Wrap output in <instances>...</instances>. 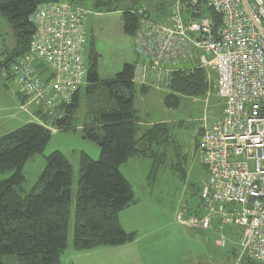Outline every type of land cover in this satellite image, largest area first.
Masks as SVG:
<instances>
[{"label":"trees","instance_id":"obj_1","mask_svg":"<svg viewBox=\"0 0 264 264\" xmlns=\"http://www.w3.org/2000/svg\"><path fill=\"white\" fill-rule=\"evenodd\" d=\"M57 1L85 7L84 0H0V18L9 26L14 40L12 51L1 53L0 76L5 74L9 78L11 66L28 54L34 34L29 18L36 8ZM134 1L133 6L121 10L107 0H95L91 5L105 12L120 11L123 33L130 38L135 35L140 18L160 23L161 15L164 17L174 5V0H151V7L142 10L136 7L137 0ZM182 1L190 6L183 9L185 19H209L214 30L221 26V16L207 8L203 1L195 6L188 4L190 0ZM194 11L199 14L195 15ZM152 12H156L157 17L151 18ZM133 76L134 65L125 64L114 78L100 79L97 54L90 49L85 83L68 104L62 105L61 119L54 120L33 110L32 114L42 124L28 123L0 136V176L11 174L0 180V264L8 256L14 257L17 264H62L73 195L71 163L60 152H52L45 158L37 182L29 190L23 189L22 167L31 156L43 153L51 136L49 127L58 131L79 128L84 139L99 147L97 160L84 152L79 154L72 237L75 252L115 248L134 242L135 233L124 231L118 218L121 211L136 203L131 186L120 172V167L129 159L150 161L148 179L168 164L170 170H178L184 179L185 171L170 141L171 127L165 123L151 126L139 123L134 107L137 90ZM207 77L199 68L172 71L165 82L167 93L163 106L175 109L180 106L181 98L204 97L209 90ZM82 92L84 118L79 123L76 113L82 103ZM19 96L21 102H25L23 94L19 92ZM170 147L176 157L175 163H168L172 153ZM200 189L201 186L194 187L196 192ZM236 252L234 247L228 246L221 256L232 259Z\"/></svg>","mask_w":264,"mask_h":264},{"label":"built area","instance_id":"obj_2","mask_svg":"<svg viewBox=\"0 0 264 264\" xmlns=\"http://www.w3.org/2000/svg\"><path fill=\"white\" fill-rule=\"evenodd\" d=\"M200 1L221 16L218 29L206 18L185 19L178 5L165 24L139 19L133 52L159 73H171L196 54L194 68L208 78L213 69L222 113L203 128L195 147L207 176L199 192L200 210L184 211L177 221L201 231L212 230L214 221L235 226L234 240L225 234L218 238L222 250H237L229 264H264V0L188 4ZM89 15L86 8L57 1L39 5L30 16L29 52L9 72L25 107L61 119L60 108L85 83Z\"/></svg>","mask_w":264,"mask_h":264},{"label":"rangeland","instance_id":"obj_3","mask_svg":"<svg viewBox=\"0 0 264 264\" xmlns=\"http://www.w3.org/2000/svg\"><path fill=\"white\" fill-rule=\"evenodd\" d=\"M92 1L95 0L83 1L84 8L90 11L86 20V58H89V51L93 49L97 54L99 78L111 79L121 71L125 64L135 63L137 57L133 52L132 38L123 33L121 12H105L103 9H95L91 5ZM107 1H111V6H115L119 10L126 6L129 7V5L133 6L131 4L133 0ZM148 1L145 4L146 8L150 3V0ZM176 5L183 6L185 10L186 7H190L182 0H177ZM155 14L156 12L150 13V17ZM0 20L1 60L3 51L9 52L14 48V40L7 23L1 18ZM197 57L196 55V62L198 61ZM194 62L179 64L175 69H192ZM207 73L209 75V78L207 77L209 90L204 97L181 98L178 108L166 109L161 107L157 97L159 93L161 97L164 96L165 89L161 92L152 91L148 101L143 105V117L147 122L161 120L170 123L169 127L172 130L170 141L173 148H176L175 154L185 171L184 179H181L178 170H170L169 164L168 167L159 169L155 177L147 179L150 161L141 158L129 159L120 167V172L133 188L135 198L140 200L138 208L131 205L127 214L122 216V224L126 229L135 228L134 230L137 231L138 247L146 264H229L232 261L226 255L221 256L226 248L222 250L218 247V238L220 234L226 236L228 234L234 240L239 232L237 227L220 225L214 221L212 230L203 232L189 229L177 221V216L184 211L191 215L200 210L199 191L196 192L194 187L202 186L207 176L196 153L195 145L203 128L218 120L222 113V104L216 97L214 71L209 68ZM13 82V79L0 76V136L13 132L25 124L35 123L33 120H36L32 117L31 107H25L26 100L19 105V90ZM81 99L82 103L76 113L79 123L84 118L83 92ZM136 103L139 104L137 99ZM49 129L51 136L43 153L31 156L22 167L25 178L23 189L29 190L37 182L43 172L45 158L52 152H60L71 163L74 174L73 195L67 248L61 255V263L64 264V260L73 250L74 198L77 190L79 154L84 152L91 159L97 160L100 152L95 143L83 138L79 128L76 131H58L51 127ZM173 148H169L172 153L170 154L171 158H168V163L176 162ZM10 175H2L0 180L8 178ZM2 263L17 264L12 256L3 258Z\"/></svg>","mask_w":264,"mask_h":264},{"label":"crops","instance_id":"obj_4","mask_svg":"<svg viewBox=\"0 0 264 264\" xmlns=\"http://www.w3.org/2000/svg\"><path fill=\"white\" fill-rule=\"evenodd\" d=\"M133 2H135V1L133 0ZM146 2H149V1L148 0H146V1L145 0H137L136 7H140V8H142V10L147 9L145 6ZM174 2H175V0H174ZM176 3H177V1L174 3V5L172 7H170V9H168V13H166V15L164 17H162L163 15H161L159 20H162V21L160 23L165 24L168 22V18L171 16V13L174 11L175 7L178 6V5L175 6ZM131 4H132V2H131ZM134 5H135V3H134ZM153 16H155V15H153ZM155 17H157V16H155ZM86 55H87V51H86ZM195 56L191 60V61H195L194 67L197 66ZM87 61H88V58H87ZM191 61H189V62H191ZM133 65H134L133 83L136 85V90H137V96L135 97L134 107H135V110L137 112L136 114L139 117L140 125L151 126V125L157 124V123H165V124L169 125L170 123L163 122L161 120H155V121L151 120V121L147 122L145 120V118L143 117L144 114L142 112V111H144L143 105L145 102L148 101L147 99L150 97L152 91L161 92L162 90H165V82L167 81L169 73H166V74L165 73H159L157 70L152 69L153 67L148 61L140 59V58H137V61L135 63H133ZM168 70H170V69H168ZM175 70H177V69H175V67L172 68V71H175ZM189 70H191V69H189ZM143 90H144V92H143ZM165 91L167 93V90H165ZM157 97L159 98V104L161 105V107H164L163 106L164 96L161 97V95L159 93V95L157 94ZM136 99L138 100L139 104L136 103ZM160 100H161V102H160ZM18 101H19V105H21V98H20L19 94H18ZM32 117L36 119V120H33V122L38 123V124H42L41 121L38 120L34 115H32ZM195 147H196V145H195ZM141 159H143V158H141ZM146 160H148V159H146ZM149 173H150V170H149ZM149 173L147 175V179L149 177ZM124 178H125V176H124ZM127 182L129 183L128 180H127ZM129 185L131 186L130 183H129ZM147 186H148V183H147ZM131 188H132V186H131ZM132 190H133V188H132ZM133 194H134V191H133ZM134 199L136 200V203L133 204V206L138 208V206L140 204V200L136 199L135 195H134ZM131 207L129 206L128 208L121 211L118 215V218H119L120 225L124 231H126L128 233H135L136 238H135L134 242H132L131 244H126V245L120 246V247L97 248V249H93V250L86 251V252H75L74 250H71L69 255L67 256V258L64 260V264H146V262L143 259V255L140 252V248L138 247L139 239L137 238V235H136L137 231L134 230L135 228L134 229H126L122 224V220H121L122 216H125L127 214V211H129L131 209Z\"/></svg>","mask_w":264,"mask_h":264},{"label":"water","instance_id":"obj_5","mask_svg":"<svg viewBox=\"0 0 264 264\" xmlns=\"http://www.w3.org/2000/svg\"><path fill=\"white\" fill-rule=\"evenodd\" d=\"M152 3H153V2H150V3H149V5H148V8H147V9H149V8L151 7ZM154 3H155V2H154Z\"/></svg>","mask_w":264,"mask_h":264}]
</instances>
